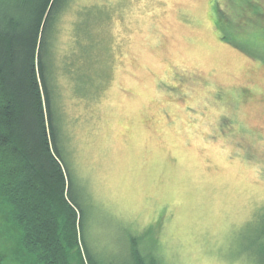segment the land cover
Instances as JSON below:
<instances>
[{
    "label": "rangeland",
    "instance_id": "obj_1",
    "mask_svg": "<svg viewBox=\"0 0 264 264\" xmlns=\"http://www.w3.org/2000/svg\"><path fill=\"white\" fill-rule=\"evenodd\" d=\"M216 3L231 7L69 0L58 17V126L99 264L264 260L262 45L251 30L242 48L222 40Z\"/></svg>",
    "mask_w": 264,
    "mask_h": 264
},
{
    "label": "trees",
    "instance_id": "obj_2",
    "mask_svg": "<svg viewBox=\"0 0 264 264\" xmlns=\"http://www.w3.org/2000/svg\"><path fill=\"white\" fill-rule=\"evenodd\" d=\"M68 2L0 0V264H99L82 240L83 212L72 190L53 88V38ZM229 2L216 3L220 38L242 48L246 37L238 34L251 30L247 37H258L264 63V6ZM225 17L232 20L224 24ZM255 242L264 249V225ZM134 263L154 261L136 251Z\"/></svg>",
    "mask_w": 264,
    "mask_h": 264
}]
</instances>
